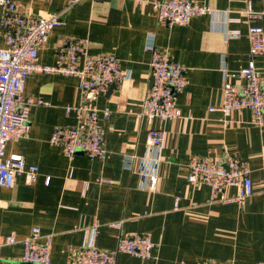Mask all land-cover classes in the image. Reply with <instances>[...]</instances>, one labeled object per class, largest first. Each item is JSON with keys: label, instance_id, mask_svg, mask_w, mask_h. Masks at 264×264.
Here are the masks:
<instances>
[{"label": "crops", "instance_id": "obj_1", "mask_svg": "<svg viewBox=\"0 0 264 264\" xmlns=\"http://www.w3.org/2000/svg\"><path fill=\"white\" fill-rule=\"evenodd\" d=\"M23 13L61 12L67 0H13ZM211 12L193 17L186 25L158 21L153 0H81L60 15L61 24L38 51V62L53 65L69 36L86 37L89 53L112 54L129 76L113 84L97 99L108 109L102 119L106 156L89 159L81 152L68 159L49 143L52 130L75 122L67 105L80 101L78 78L55 73H32L24 82L20 100L31 99L29 132L10 141L8 153L24 156L35 165V181L17 175L9 188L0 187V240L13 235L23 239L32 227L52 235L50 264H69L96 226L93 244L113 249L119 234L149 235L155 246L142 259L119 253L116 264H223L264 263V193L244 203L211 201L207 184L192 186L186 173L191 157L224 164L230 155L240 157L258 181L264 173V127L251 124L246 109L227 117L209 111L222 98L224 82L236 83L231 74L246 66L248 27L264 31V0H190ZM249 4L259 18L246 15ZM1 10V9H0ZM239 18L227 28L240 31L227 38V18ZM167 49L172 60L185 67L188 83L176 92L181 117L165 121L139 116L142 99L153 84L150 41ZM4 40L0 36V47ZM264 68V53L256 57ZM41 101V102H39ZM150 128L164 132L155 152L146 142ZM132 156V169L125 161ZM156 170V190L141 185L139 171ZM225 195L235 193L233 187ZM120 222L117 226L116 223ZM21 242L0 248V264L22 261Z\"/></svg>", "mask_w": 264, "mask_h": 264}, {"label": "built area", "instance_id": "obj_2", "mask_svg": "<svg viewBox=\"0 0 264 264\" xmlns=\"http://www.w3.org/2000/svg\"><path fill=\"white\" fill-rule=\"evenodd\" d=\"M81 0H67L61 12L33 15L23 13L13 0H0V36L4 46L0 47V187L9 188L17 175L23 174L26 183L35 181L38 168L27 165L24 156L8 153L6 145L25 137L29 132V110L34 105L31 99L20 100L25 79L32 73H55L78 78L80 101L77 105H67L66 113L74 112L75 122L67 126L55 127L49 143L61 148L71 159L81 152L89 159L103 160L106 156L102 119L110 111L99 109L98 96L113 84H120L129 76L120 65L118 57L112 54L89 53L86 37L69 36L60 48L53 65L38 62V51L47 42L50 32L61 24L60 15ZM159 22L167 25H186L198 15L211 10L190 0H153ZM246 15L250 19L260 17L247 4ZM239 18H227L223 32L227 38L240 35L239 30L227 28L230 22ZM249 51L246 66L231 74L237 82H224L222 98L209 111L219 110L224 117L232 111L246 109L250 113L252 125L264 127V68L256 65V57L264 53V31L261 26L248 27ZM150 41V68L153 84L142 99L139 116L165 121L181 117L176 92L188 83L185 67L172 60L167 49H159ZM41 102V101H39ZM164 139L161 129L150 128L146 142L158 152ZM133 157H127L125 168L132 169ZM251 168L240 157L228 156L224 164L210 158L191 157L187 167L186 180L192 186L207 184L211 201L224 203H244L249 197L261 191L264 193V173L258 181L251 176ZM141 185L148 191H155L158 183L156 170L139 171ZM233 187L235 193L225 195V189ZM117 226L120 222L116 223ZM97 224L89 228L88 237L79 247L77 255L69 264H116L119 253H128L146 259L151 257L155 244L149 235L134 233L119 234L113 249L94 246L93 237ZM21 242L22 261L27 264H50L52 235L42 234L39 227H32L30 234L17 239L13 235L0 240L3 245ZM203 264H223L209 260ZM264 264V263H259Z\"/></svg>", "mask_w": 264, "mask_h": 264}]
</instances>
